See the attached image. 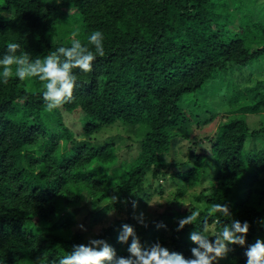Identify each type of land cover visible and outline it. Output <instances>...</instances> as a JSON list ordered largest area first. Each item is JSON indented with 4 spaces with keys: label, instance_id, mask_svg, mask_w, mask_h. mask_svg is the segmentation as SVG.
Masks as SVG:
<instances>
[{
    "label": "trees",
    "instance_id": "16d2710c",
    "mask_svg": "<svg viewBox=\"0 0 264 264\" xmlns=\"http://www.w3.org/2000/svg\"><path fill=\"white\" fill-rule=\"evenodd\" d=\"M96 30L105 55L91 72L74 69L71 102L48 111L43 82L19 80L15 66L0 83V264H57L92 238L127 257L125 223L144 247L189 258L195 226L177 232L174 216L230 223L207 217L213 203L251 225L246 246L218 264H245L247 245L264 239V77L242 83L264 61V0H0V56L17 42L43 58ZM221 76L228 99L203 121L195 109ZM112 128L126 133L103 138Z\"/></svg>",
    "mask_w": 264,
    "mask_h": 264
},
{
    "label": "clouds",
    "instance_id": "9594fccd",
    "mask_svg": "<svg viewBox=\"0 0 264 264\" xmlns=\"http://www.w3.org/2000/svg\"><path fill=\"white\" fill-rule=\"evenodd\" d=\"M104 39L103 32L96 30L88 36L87 44L73 39L71 46H59L43 58H32L30 53L21 50L19 43L9 42L5 54L0 56V83L9 82L15 66L14 75L19 80L37 77L43 82L42 97L47 110L58 109L73 99V90L78 80V73L74 69L91 72L93 62L105 55ZM136 207L133 204V208ZM207 217L225 218L230 223L210 228L207 219L200 220L199 211H192L178 220L177 232L187 225L195 226L189 236L195 245L191 248L192 255L189 258L170 250L159 241L150 247H144L135 228L125 223L117 239L128 245L127 257L118 256L107 240L92 238L87 244L74 245L68 254L59 258L57 264H218L220 259L234 250L232 246H246L251 225L247 221L241 222L233 218L227 204L213 203L207 210ZM134 219L147 226L143 213L134 216ZM260 223L264 226V221ZM80 227L84 229L83 225ZM157 228L166 229L167 225L160 223ZM244 255L247 258L245 264H264V239H257L254 244L247 245Z\"/></svg>",
    "mask_w": 264,
    "mask_h": 264
},
{
    "label": "rangeland",
    "instance_id": "374dc122",
    "mask_svg": "<svg viewBox=\"0 0 264 264\" xmlns=\"http://www.w3.org/2000/svg\"><path fill=\"white\" fill-rule=\"evenodd\" d=\"M258 77H264V61H261L259 63H256L253 68H252V72L250 75H248L245 79H243L244 81H242V83H251L254 79L258 78ZM227 82V80L225 79L224 76L219 77L218 79L212 80L209 88L202 93V98L200 99V104L198 107L199 109H195L196 114H198L200 116V118L205 121L207 118L210 117L211 112H215L216 109L218 108V105H222L223 101L225 100V98L228 99V97H226L224 94H219V91L221 90L222 86ZM245 85H241L238 86L236 88L237 91L239 90H245L244 89ZM222 100V103L219 104ZM226 103V102H224ZM184 105H188L190 108H194L196 107L193 101H185ZM230 108L228 109H223V111H228ZM65 119L67 124L74 130V132L78 135L81 131V126L79 123H77L75 121V118L72 114L69 113H65ZM249 119V123L251 125V127L254 128H258V126L262 123V116L259 114H250L248 116ZM125 129L119 130L118 128H112L108 131H106L105 133L102 134L103 138H109L111 136H116L119 135L121 132L126 133ZM196 131V130H195ZM198 133V129L196 131ZM213 133V128H208L207 129V133ZM83 140L82 137H78V141ZM189 145L188 141H183L180 143V146L182 147V150H186L187 147ZM123 146H125L123 144ZM125 150H127V148L125 147ZM178 216V217H177ZM180 216H184V214L180 213L179 211L176 212V215L174 217H177L176 220H179ZM84 217L80 216L79 220L80 223L82 221Z\"/></svg>",
    "mask_w": 264,
    "mask_h": 264
}]
</instances>
